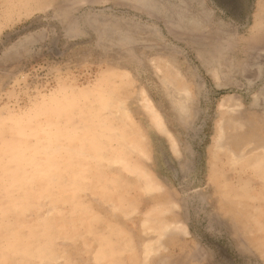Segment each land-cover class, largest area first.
<instances>
[{
    "label": "rangeland",
    "instance_id": "rangeland-1",
    "mask_svg": "<svg viewBox=\"0 0 264 264\" xmlns=\"http://www.w3.org/2000/svg\"><path fill=\"white\" fill-rule=\"evenodd\" d=\"M218 1L0 0V264H264V0Z\"/></svg>",
    "mask_w": 264,
    "mask_h": 264
},
{
    "label": "bare ground",
    "instance_id": "bare-ground-1",
    "mask_svg": "<svg viewBox=\"0 0 264 264\" xmlns=\"http://www.w3.org/2000/svg\"><path fill=\"white\" fill-rule=\"evenodd\" d=\"M218 77V74L215 75ZM190 98V95L188 92H185V93H181L180 96L178 97V99L176 100V103H182V102H186L189 100ZM185 105V104H184Z\"/></svg>",
    "mask_w": 264,
    "mask_h": 264
},
{
    "label": "water",
    "instance_id": "water-1",
    "mask_svg": "<svg viewBox=\"0 0 264 264\" xmlns=\"http://www.w3.org/2000/svg\"><path fill=\"white\" fill-rule=\"evenodd\" d=\"M56 43H57V41H54L53 42V49H52V53L54 54V55H56V56H62V53L61 52H59V50L56 48Z\"/></svg>",
    "mask_w": 264,
    "mask_h": 264
},
{
    "label": "flooded vegetation",
    "instance_id": "flooded-vegetation-1",
    "mask_svg": "<svg viewBox=\"0 0 264 264\" xmlns=\"http://www.w3.org/2000/svg\"><path fill=\"white\" fill-rule=\"evenodd\" d=\"M218 8L223 9L229 13H231L230 9H227L224 5H222L218 0H212Z\"/></svg>",
    "mask_w": 264,
    "mask_h": 264
}]
</instances>
